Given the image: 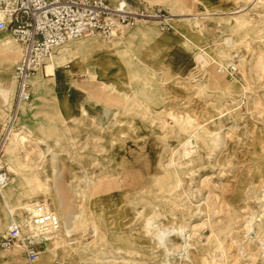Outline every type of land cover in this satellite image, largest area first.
<instances>
[{
    "label": "rangeland",
    "instance_id": "rangeland-1",
    "mask_svg": "<svg viewBox=\"0 0 264 264\" xmlns=\"http://www.w3.org/2000/svg\"><path fill=\"white\" fill-rule=\"evenodd\" d=\"M128 1L158 5L175 20L168 30L140 22L113 40L58 48L94 41L115 46L118 57L97 59L93 97L85 92L78 117L62 116L50 85L44 98L31 88L14 123L30 143L4 148L10 182L0 189V237L11 210L21 214L20 203L33 198L59 219L73 213L70 237L47 234L33 263L21 242L0 247V263L264 264V0ZM176 44L193 56L186 72L163 62ZM76 63L79 78L85 68ZM12 98L1 106V123L17 107ZM191 136L196 153L184 157ZM88 178L99 185L83 217L80 188ZM115 178L122 192H106ZM205 222L214 231L207 239Z\"/></svg>",
    "mask_w": 264,
    "mask_h": 264
},
{
    "label": "built area",
    "instance_id": "built-area-1",
    "mask_svg": "<svg viewBox=\"0 0 264 264\" xmlns=\"http://www.w3.org/2000/svg\"><path fill=\"white\" fill-rule=\"evenodd\" d=\"M165 10L158 5L131 4L127 0H0V30L21 45V54L13 68L14 100L29 102V79L44 66L53 47L71 40L94 36L108 39L121 27H133L140 20H164ZM161 30L170 25L160 23ZM0 145V189L10 176L3 163ZM29 224L35 229L57 230L58 217L42 204L30 210ZM24 245L29 261L39 256V245L31 235H24L12 222L7 235L0 237V247Z\"/></svg>",
    "mask_w": 264,
    "mask_h": 264
},
{
    "label": "bare ground",
    "instance_id": "bare-ground-1",
    "mask_svg": "<svg viewBox=\"0 0 264 264\" xmlns=\"http://www.w3.org/2000/svg\"><path fill=\"white\" fill-rule=\"evenodd\" d=\"M173 16H175V15H169L164 20H161V21H159V20H151V19H149V20H140V21H138V24L140 22L144 23V22L153 21V22H156L158 24L164 23V24L170 25L168 23V21L175 20L173 18ZM121 28H119V29H121ZM175 32L177 33L178 31H175ZM116 35H117V31H114L112 33L111 37L109 38V40H113ZM91 38H100V37L94 36V37H91ZM120 38H122V37H120ZM78 40H80V39H78ZM73 41H75V40H71V41H68V42L60 45V46L53 47L50 56L45 60V63L49 60L47 62L46 68H45V63H44V66L39 71L45 70L44 73L46 74V76H51L52 73H53V68H54V57H55L54 51L56 49H58V48H61V47L65 46L68 43L73 42ZM92 42L94 43V41H92ZM225 42H226V44L229 45V44H231V39L230 38H226ZM68 54L69 55L70 54L74 55L76 57V62L81 63L82 65H84L85 72L79 78H82L80 80L81 87L85 90V92H87V94L90 97H93L92 94H91L93 88L91 89V87L93 86L92 84L94 83V81L96 79L95 78V74L93 72V67L95 65H97V61H98L97 59L100 58L102 55L104 56L106 54H110V55H112L114 57H118L117 48H115V46H107V45H104V44L92 45V47H89V49H86L84 53H81L79 49L75 48L73 50H70ZM195 56H196V62L199 64V66L204 67V64L205 65L207 64L206 63L207 60L205 61V59H204L205 57H203V55L201 53H197V55H195ZM68 67H69L68 64L65 65V68H68ZM35 75H33L28 81L29 85H30V91H31V80L33 79V77ZM32 83L34 85H36V87L39 90V93H42V94L46 93L47 86L44 88V90H41L40 86L38 85V82L36 81V79L33 80ZM14 87H15V84H14ZM26 103H28V102H18L17 105H16L17 107L14 110V113L13 114L12 113L9 114L7 111L11 110V108H12V105H11L10 109L7 110L4 113V115H3V121L1 123V132H0V134L2 135V137L0 136V145L3 146V152H4L5 146H6V144L8 142H11L12 144H15V145H17L19 147H23L26 144L30 143V138L26 134H24V132L22 130L15 128V125H14L15 122L17 123V118L19 117L20 107H22ZM102 112H103L104 115L109 114V110L107 108H104ZM82 113L85 114V110L84 109H83ZM194 139L195 138L192 137V136L188 137L185 140L184 144H182L183 148H184L183 149L184 150V155H183L184 157H191L192 155H194L196 153V150L194 149V147H195ZM110 181H111L112 186H114V187H112V186H111V188L108 187V190L106 192L110 191L111 189H113L115 187H117L118 190L122 192L121 184H119L121 181H119V179L115 178V179H111ZM8 184H7V186H8ZM98 185H99V180L97 182V180H93L91 178H88V179L84 180V185H83L82 188H80L81 192L80 191L79 192L81 193V200L79 201V205H80V210H81V213H82L83 217L87 216V213H88V210H89V206H91V203L89 201H87V198L88 197H90V198L92 197V195H93L92 192H93V190H95V186H98ZM30 201H32L34 203H31L30 205H27V206H25V204L21 205V203H20L18 208H23L24 209L21 214H18V211H17L18 209L14 210L15 209L14 208L13 210H11V214H10L11 215L10 216L11 219H10V221H9V223L7 225L6 231H5V233H4V235L2 237H5L7 235L8 228H9V226H10V224L12 222H16L19 225V227H20V229H21V231H22V233L24 235H31L32 237H34L35 241L38 242L39 244L43 240H45L47 236H50V235H47V234H50V233L55 234L54 238H59L60 240H62L63 237L64 238L70 237V227H71V224H72L73 213L63 214V215L60 214V215L63 216V217L60 218L61 219V221H60L59 214H57L56 212L55 213L53 212L56 216L58 215L57 217H58V219H59V221L61 223L60 225L62 227H59L57 230L41 231V230L35 229V227H32L29 224L30 210L33 208V206L40 204V203H38L39 201L37 200V198H33ZM3 204H4V206L7 209L10 207V203L5 198L3 200ZM41 204L43 206H45L49 210V207H47L46 203H41ZM26 211H27V215H25V213H24ZM17 219H19V220H17ZM202 226L204 227L203 229H205V231L209 232L208 235L206 236V239H207V238H209L211 236V234L214 231L210 229V226L206 222L202 223ZM70 243L71 242H68L67 244H70ZM9 248H11V247H9ZM15 248H20V246L16 245ZM3 254H4L6 259L7 258L13 259V258H15V254L16 253L15 252L8 253V252L5 251V253H3ZM5 254H7V255H5ZM39 256H40V253H39ZM39 256L35 260L29 261V262L33 263V262L37 261L39 259ZM19 258H20V256H19ZM2 260L0 259V261H2Z\"/></svg>",
    "mask_w": 264,
    "mask_h": 264
},
{
    "label": "crops",
    "instance_id": "crops-1",
    "mask_svg": "<svg viewBox=\"0 0 264 264\" xmlns=\"http://www.w3.org/2000/svg\"><path fill=\"white\" fill-rule=\"evenodd\" d=\"M128 2L133 4L130 1ZM9 36L10 35L7 31L0 30V112L4 111V108H2L1 106L4 103L5 98L10 99L11 95L13 94V91L15 92V83L13 79V64L14 62L16 63L20 57L19 55L17 58V54H21V47L18 44L14 43V41H12ZM92 45L99 44L95 42L93 43L92 41H88L87 43H81L76 47H68L63 50L56 49L54 51L55 57L52 75L46 76V74L43 73L44 77H42L39 74L40 72H45V70H42L39 71L31 80V88L35 93H37L40 98H44L46 94H39L38 88L32 83V81L36 79L38 85L41 88H45L47 85H50V90L53 96L56 95L61 114L62 116H64V118L66 117L65 119H71L79 116V106L83 102H85L86 97L85 90L81 87V82L76 76L79 70L78 64L75 63L76 57L72 54L69 55L68 53L70 50H73L75 48L79 49L81 53H84L85 50L89 49V47H92ZM192 57L193 56L189 52L182 49L181 46L176 44L166 53L163 62L165 66L170 70V72L182 73L186 72L191 68L193 60ZM67 64L69 65V67L65 68V65ZM63 67L66 70H60ZM72 78H74V80ZM13 99L14 98H12V102ZM30 101L28 103H30ZM19 112H21V109ZM12 250H18V253H21L22 251L21 248H13ZM9 262H13V264H18V262L14 261Z\"/></svg>",
    "mask_w": 264,
    "mask_h": 264
}]
</instances>
